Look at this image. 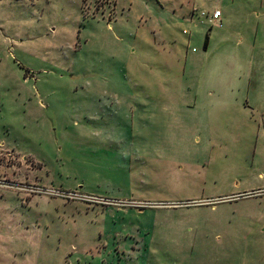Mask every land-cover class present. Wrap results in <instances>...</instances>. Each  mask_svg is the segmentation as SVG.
I'll return each instance as SVG.
<instances>
[{
	"label": "rangeland",
	"instance_id": "rangeland-1",
	"mask_svg": "<svg viewBox=\"0 0 264 264\" xmlns=\"http://www.w3.org/2000/svg\"><path fill=\"white\" fill-rule=\"evenodd\" d=\"M179 45L225 103L133 130L122 99L163 96ZM263 186L264 0H0V263L264 264V189L238 194Z\"/></svg>",
	"mask_w": 264,
	"mask_h": 264
},
{
	"label": "crops",
	"instance_id": "crops-1",
	"mask_svg": "<svg viewBox=\"0 0 264 264\" xmlns=\"http://www.w3.org/2000/svg\"><path fill=\"white\" fill-rule=\"evenodd\" d=\"M197 1L199 2L200 0ZM205 3L206 2H204V5ZM215 11H221L222 13L221 25H216L222 28L223 27L222 18L223 17L226 18V14L222 11V9L219 6H217L213 11H208L203 7L200 8L194 7L192 10H190L189 15H187L186 17L184 16L181 23L175 22V24L184 25V23L186 22L193 27L194 26L197 27L199 24H203L207 21H209L210 23L212 14ZM182 33L183 35L189 37V43H190V37L193 35L192 31L188 29H184ZM154 51L156 55H158L159 64L163 67V69L160 70L159 72H162L164 76L163 84L164 85L166 84V86L164 87V94L163 96L160 97L151 96L150 94H143L138 96H132L131 98L125 97V99L124 98L122 99V103L124 102L127 103L128 111L133 114L134 117L133 130H137L141 126V121H145L148 119L154 120L159 114V112H162L164 116H168V117H171L173 114L176 117V119H178L177 121L179 123V128H181L182 118L186 117L187 115H190L189 113H191L195 117H197L198 115L202 117L203 114L214 115L215 112H217L220 109V105L225 103V99L223 98V96L219 93V91L217 92L215 90V85L213 83L214 81L211 77H210L211 79L209 80L210 86H209V90L207 91V94L206 95L202 94L201 85L199 83L200 77H198V79L197 78L195 79V77L198 76L200 72L198 70H195L193 67L196 57L200 58L198 55L195 54L191 55L190 57L191 71L190 70L188 72L186 71L180 78L179 75L174 72V70L178 67V61L180 60V56L178 55H180V53L182 52L180 45L177 47V49L174 52H172V49L159 50L158 48L155 49ZM192 52L195 53L197 51L193 49ZM172 58L176 59L177 64L174 63V65H171ZM188 58H189V53L186 59ZM153 67L154 65L151 63H148L146 66H144V68L146 69L148 68L151 73L158 72L157 69ZM189 72L191 73L189 74ZM133 81H134L133 83H135L138 87H144V84H146V82H140L136 79ZM244 84H245V88H247L248 91H251L253 88L257 89L262 86L260 82H258L257 80L253 82L252 79H247L244 82ZM172 87H174L175 90H173ZM178 88L180 89L179 92L177 90ZM256 99H260L259 95H256ZM263 189L264 186L258 187L257 189L253 188L251 190H246L245 192L238 194L259 192L260 190ZM245 195L242 196L239 195L241 198H236V199L240 200V199L258 197V196L253 197V196H245ZM259 198L263 199L264 195H260ZM159 208L164 212L185 211L184 207H159ZM213 210L216 209L213 208ZM3 257L5 258V260L3 263L0 264H17V261L13 260L14 257L11 255L8 256L6 254V256ZM21 258L23 259V262L21 261L22 264H39V262L36 259H32L27 256Z\"/></svg>",
	"mask_w": 264,
	"mask_h": 264
},
{
	"label": "built area",
	"instance_id": "built-area-1",
	"mask_svg": "<svg viewBox=\"0 0 264 264\" xmlns=\"http://www.w3.org/2000/svg\"><path fill=\"white\" fill-rule=\"evenodd\" d=\"M221 16H222L221 11H215V12L212 14V17H211V19H210V22H211L212 24L221 25Z\"/></svg>",
	"mask_w": 264,
	"mask_h": 264
},
{
	"label": "trees",
	"instance_id": "trees-1",
	"mask_svg": "<svg viewBox=\"0 0 264 264\" xmlns=\"http://www.w3.org/2000/svg\"><path fill=\"white\" fill-rule=\"evenodd\" d=\"M208 45H209V37L207 36L205 40V49L208 48Z\"/></svg>",
	"mask_w": 264,
	"mask_h": 264
}]
</instances>
